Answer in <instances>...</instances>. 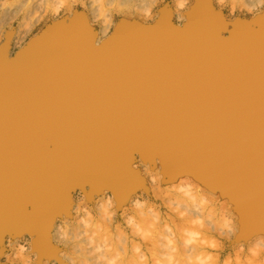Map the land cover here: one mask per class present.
<instances>
[{
  "label": "water",
  "instance_id": "obj_1",
  "mask_svg": "<svg viewBox=\"0 0 264 264\" xmlns=\"http://www.w3.org/2000/svg\"><path fill=\"white\" fill-rule=\"evenodd\" d=\"M220 21L211 0H196L182 27L164 8L149 29L126 23L98 46L84 18L57 22L26 50L38 49L46 62L59 56L52 88L39 97L47 114L36 124L24 120L30 117L14 76L0 71L9 76L0 86V121L14 120L0 136V245L16 229L47 232L71 190L87 183L91 192L101 185L119 199L142 186L131 167L136 153L163 157L168 176L195 164L237 195L264 190V101L254 89L238 97L264 63L256 56L264 55V15L256 27L237 22L224 36ZM231 53L245 54V63L223 57ZM13 176L23 179L9 182ZM253 210L244 233L264 227L253 217L264 201Z\"/></svg>",
  "mask_w": 264,
  "mask_h": 264
},
{
  "label": "rangeland",
  "instance_id": "obj_2",
  "mask_svg": "<svg viewBox=\"0 0 264 264\" xmlns=\"http://www.w3.org/2000/svg\"><path fill=\"white\" fill-rule=\"evenodd\" d=\"M27 1L28 0H0V6H2L3 4V6L0 7V12H1L0 20L4 19V23H2L3 20L1 22L2 23L1 25L3 26L0 25L1 26L0 44L4 41V39H6V36L10 37L9 54L11 56H14L16 53H18L21 50V48H24L38 35L40 36L45 35L48 29L51 27H54L57 22L64 21L65 23H69L70 19L74 17H82L86 20L91 30L95 33L94 36H95L96 45H99L101 44V42L106 41L109 38H112L115 31L119 29L121 25L126 24V23H136L141 26H145L146 30L147 28L149 29V26L159 21L161 17V10L164 8L172 12L173 21L177 25H179V27H181L185 24L187 14L189 15V12L192 10V7L195 5L196 0H185L186 3L182 2L185 5L184 8L180 7L182 3L179 4L178 0L176 1L175 0H62L63 2L61 0H60L61 2H59V0L58 1L57 0H46V1L36 0L34 1L33 0L34 2L32 1L33 4L30 7L26 5ZM57 2H59V4ZM10 4H13V5H10ZM252 4L254 5L251 6ZM258 4H259V1L254 2L251 0H211L212 7L218 13L221 19L220 21V23H222L220 24L221 25L220 26L221 35L222 36L228 35L229 31H231L234 28V24L237 22H241V23L248 22L252 24L251 26L256 27V22H255L256 18L260 15H264V6L257 7ZM6 7L8 8L7 11L5 10ZM99 9H101L102 15H99L100 13ZM249 9H252V11L250 12ZM103 11L104 12L106 11V12L104 13ZM107 12L110 14H108ZM4 13L9 14V16L6 15L7 19L4 18L3 16ZM105 14L109 15V16H106L107 19L106 18L104 19ZM28 16L30 17V20L31 19L33 20H31L30 24L28 23L29 25L26 24L27 26H29L28 27L29 29L25 30L23 26L27 27L25 23L27 22V20H29ZM108 17H110L112 20L109 19ZM5 20L7 23L5 22ZM106 20L108 21L111 20L112 24L109 22L110 27H109V30L107 28L108 32L106 31L105 34L106 33L107 34L105 35L104 33H102V30H105V28L108 27L107 25L106 27L104 26V24L107 23V22L106 23L104 22ZM32 21H33V24H31ZM19 29L21 30V33L18 34ZM22 29H24V31ZM17 42L18 43L21 42V43L18 44ZM135 156L136 158L133 160V162H131V167L135 171H137L142 186H140L139 188H135L131 190L130 192H127V194L124 195L122 199L117 198V196L115 195L112 189H108V188L105 189L104 187L99 188L93 192H91L92 190L88 186L85 190H81V189L73 190L71 192L72 209L69 213L65 214V216L63 215L57 218V220L55 221L54 231L58 232L57 230L60 225L68 226L72 230L74 229L73 231H75L78 228L77 221L79 219V217L77 216V210L82 207H87L89 211L91 212H94V213L98 212L102 208L103 201L105 197L107 196H112L114 201L117 204V210H118L117 220L122 219L119 213L125 210L126 208H128L130 201L135 200L137 196L145 197L150 202H154L156 205H160L161 207H163L164 204H167L170 208H175L177 205H179L180 206L179 211H187V212L189 211L188 217H190L191 216L190 214H192L195 219L197 215L192 212L194 211V208H192V205H191L192 202L184 198L185 195L183 196L184 191L182 190L185 188V186H187V182L185 181L187 179H184L186 175L185 174H170L168 176V174L163 170H161L159 174L151 173L150 171L157 170L155 164H151V165L146 164L144 160L142 161V158L139 157V155H135ZM163 172H165V174ZM152 174L158 180L153 181ZM190 182L194 184L193 181H190ZM181 183H182V188H181ZM192 183L191 184L189 183L188 185L191 186ZM183 184H186V185L184 186ZM195 186L197 185L195 184L193 186L195 188L194 190L195 191L197 190V193L202 194L203 191L201 190H203V188L200 186H197V189H196ZM178 188H180L181 190H179ZM206 192H208V190ZM219 195L220 194L217 193V198L215 202L216 207H218V212H220L223 209L225 210L229 209V211L231 212H228V216L232 215V218L235 220L237 226L241 225V222L243 220L241 216V212H239L238 209L236 210V208H233L231 206V203H234V201L232 200L231 202L230 200H228L227 194H225L226 197L223 195V193H221L220 196ZM140 206L142 205L138 204L136 206V209L139 212V214L145 217L146 219L155 221V219H153L154 216L153 217L151 216L152 218L150 217V215L153 214V212L154 214L155 213L158 214L157 218L159 217V213L155 210V208L147 206V205H143L140 208ZM149 209H150V212H149ZM151 210L153 212H151ZM148 214L150 215L148 216ZM175 215L176 213L173 214V219H175ZM203 215L206 216L205 213ZM215 215L217 216L215 217ZM206 217H204V219L206 222H208V219L210 218V216L207 217L208 219ZM220 217L221 215L214 214V217H211V218H213L215 222V220L217 221L218 220L217 218L220 219ZM239 217L241 218V220H239L240 219ZM238 220H239V223H237ZM130 222L133 227H136L137 219L135 216L130 217ZM219 222L221 221L219 220ZM217 224L218 223H216V225ZM214 229H212L213 231L208 233V235L215 236L217 240L222 241L224 245V254L232 251L236 247H239L241 243L248 245L249 242L254 243L259 237L260 238L264 237V233L258 236H254L255 235L254 232L244 233L242 232L241 226L239 227L240 230L238 229L237 233L234 232L233 234L231 233V235H229L230 231H227L226 227L224 226L220 229V225H217L216 226L217 232L216 230L214 231ZM219 231L221 232L219 233ZM227 233H228L229 238L227 237ZM34 239H35L34 235L27 233V232L21 233V234L18 233V235H15V236L7 235L3 244L0 245V250H1L0 264H53L52 261L48 260L49 258L40 257V254L38 253V251H36L35 248H33ZM56 239L57 238L54 239V236H53V240L55 241V243L58 241L56 244L60 243V245L63 246L61 247L58 244V246L62 248L61 250L62 252L60 251L61 257L64 258L68 262L69 257H65V256L67 254H68L67 256H72L73 253L70 252L69 248L66 247L63 242H61L59 239L57 240ZM20 245H24L28 249L27 252L21 254L22 257L24 254V258L22 260L16 259V255L19 252ZM64 253L65 255H63Z\"/></svg>",
  "mask_w": 264,
  "mask_h": 264
},
{
  "label": "clouds",
  "instance_id": "obj_3",
  "mask_svg": "<svg viewBox=\"0 0 264 264\" xmlns=\"http://www.w3.org/2000/svg\"><path fill=\"white\" fill-rule=\"evenodd\" d=\"M260 6L264 0H259ZM138 204L155 208L159 217L155 221L142 217L136 209ZM179 208L161 207L137 196L117 220V204L107 196L98 212L79 208L78 228L73 231L60 225L58 239L73 253L69 264H264V237L248 245L241 243L224 254L222 241L208 235L212 226L203 217L195 222L186 220L187 211ZM132 216L137 219L136 227L130 222ZM230 224L231 220L225 226L227 231L232 230ZM27 251L20 245L16 259L22 260L21 254Z\"/></svg>",
  "mask_w": 264,
  "mask_h": 264
},
{
  "label": "bare ground",
  "instance_id": "obj_4",
  "mask_svg": "<svg viewBox=\"0 0 264 264\" xmlns=\"http://www.w3.org/2000/svg\"><path fill=\"white\" fill-rule=\"evenodd\" d=\"M28 0L27 1V4L29 7L32 6L33 2L36 1L34 0ZM42 1V0H41ZM46 1V0H45ZM58 1V0H57ZM62 1V0H61ZM59 0V2H61ZM176 1V0H175ZM179 1V4H181L182 2H185V0H178ZM251 1H259V0H251ZM29 2V3H28ZM40 2V1H39ZM59 2H57L59 4ZM63 2V1H62ZM5 3V2H4ZM24 3V1H23ZM66 3V2H65ZM95 3V2H94ZM186 3V2H185ZM184 4V3H182ZM5 5V4H4ZM9 5V4H8ZM7 5V6H8ZM10 5H13V4H10ZM61 5V3H60ZM63 5V3H62ZM195 5H196V1H195ZM194 5V6H195ZM254 4H252L251 6H253ZM3 6V4H2ZM0 6V7H2ZM25 6V5H24ZM27 6V7H28ZM193 6V7H194ZM5 7V6H4ZM11 7V6H10ZM23 7V6H22ZM94 7V6H93ZM193 7H192V10L193 11ZM256 7V6H255ZM95 8V7H94ZM7 7H6V11H7ZM26 9V8H25ZM10 10V9H9ZM5 11V12H6ZM29 11V10H28ZM100 13L99 15H102L101 14V9H99ZM190 11V12H191ZM95 12V11H94ZM104 12V11H103ZM102 12V13H103ZM106 12V11H105ZM104 12V13H105ZM190 12H189V15L187 14V18H186V21L185 23L189 20V17H190ZM108 13V12H107ZM1 14V12H0ZM5 14V15H4ZM3 16L4 18H6V15L9 16V14L7 13H4ZM96 14V13H95ZM110 14V13H108ZM26 16V15H25ZM36 16V15H35ZM39 16V15H38ZM106 16H109V15H106L105 14V17L104 19L106 18ZM29 17V16H28ZM11 18V17H10ZM8 18V19H10ZM33 18V17H32ZM35 18V17H34ZM109 19H111L110 17H108ZM7 19V18H6ZM26 19V18H25ZM30 20V17L28 18ZM103 19V20H104ZM107 19V18H106ZM3 20V22H2ZM27 20V22L25 23L26 24H30L31 19L30 21ZM112 20V19H111ZM111 20H106L104 21L105 23H111ZM12 21V20H11ZM24 21V19H23ZM29 21V22H28ZM4 23V19H1L0 20V25L2 23ZM6 22V20H5ZM103 22V23H104ZM254 22V21H253ZM7 23V22H6ZM5 23V24H6ZM24 23V22H23ZM104 24V26L106 27V25L108 27L105 28V30H102V33L105 34V32L109 30V27H110V23L109 24ZM28 24V25H29ZM33 24V21L32 23ZM112 24V23H111ZM222 23H218V31L219 33L221 34V25ZM252 25V24H251ZM3 26V25H1ZM1 26H0V29H1ZM21 26V25H20ZM23 26V25H22ZM27 26V25H26ZM26 29H29L25 26H23ZM32 27V26H30ZM182 27V26H181ZM253 27V26H251ZM104 28V27H103ZM108 28V30H107ZM21 29V27H20ZM19 29V33H21V30ZM148 29V28H147ZM24 31V29H22ZM22 31V32H23ZM6 34V33H4ZM17 34V35H18ZM47 34V33H46ZM45 34V35H46ZM107 34V33H106ZM105 34V35H106ZM103 35V34H102ZM200 37L202 38V34L200 33L199 34ZM20 36V35H19ZM26 37V36H25ZM19 39V37H18ZM21 39V37H20ZM94 39V44H95V37L93 38ZM106 40V39H105ZM1 42V41H0ZM18 43V42H17ZM21 43V42H19ZM18 43V44H19ZM31 43V42H30ZM29 43V44H30ZM102 43V42H101ZM10 37L9 36H6V39H4V41L0 44V71L1 70H7L12 76H14V84H16V86L18 87V91H19V103L20 105L22 104V102H24V112H28L27 114L29 115V119L28 118H24V120H32V122L34 124L37 123V121L42 117V114H47V109H44V105H43V100L42 98H39L40 96H42V90L47 86L49 88H52V84H50L53 80H54V77L50 76L52 73V70H54V67H55V64L58 65L59 63V56H51L49 57L46 61H41V58L43 57V55H41L40 51L38 49H34L32 51H26L29 44H27L24 48H21V50L16 53L14 56H11L9 54V50H10ZM96 45V44H95ZM100 45V44H99ZM98 46V45H97ZM14 47V46H13ZM16 47V46H15ZM19 53H24L23 56L15 59V60H12L14 59ZM12 54V53H11ZM216 56H221L220 54H215ZM71 55H69V58H70ZM258 57H261L264 58V55H256ZM223 57H235L233 59H230V61H233V60H240L242 63H245L246 59V56L245 54L240 56V57H237V54L236 53H231V54H228V55H224ZM78 58V57H76ZM259 59V58H258ZM69 61V60H68ZM85 61V60H84ZM30 63H32L30 65ZM54 64L53 68L51 69V66L52 64ZM240 63V62H239ZM241 64V63H240ZM14 66H17L14 68ZM81 67H83V64H81ZM260 69H257L255 70V73H253V75L249 76L250 74V71L248 69H244L246 72L248 71V75L249 77H247L244 81L246 82H249L246 86H244L240 91H238V97H241V96H244V93H246L248 90H255L254 92H258L260 93L259 95V98H263V101H264V63H260L259 66H258ZM218 73V72H217ZM216 73V74H217ZM219 76V74H217ZM4 80L5 82L4 83H1L0 82V86L3 87V85H5L7 83V81L9 80V76L7 75V73H3L2 77L0 78V81ZM50 80V82H48ZM248 85H251V86H248ZM8 92V91H7ZM0 102H1V99H0ZM17 108V102L15 103V106L12 108L15 109ZM46 108V107H45ZM19 112V110L17 111ZM23 112V111H22ZM261 112H264V111H261ZM14 121V120H13ZM13 121H10L9 122V118L6 119L5 121H0V136H3V134L5 135V132H7L10 128L13 127ZM9 122V124H8ZM19 122V121H18ZM20 122L22 123V117H20ZM7 136V135H5ZM21 142H24V138H21ZM261 144V143H260ZM171 149V148H170ZM262 149H264V144H263V147ZM135 155H139V157L142 158V161L144 160L146 164H155L157 170L156 171H150L151 173H160L161 170L163 171H167L165 170L166 168V165H165V160L163 157L159 156V155H153V156H145V155H142V154H139V153H136ZM24 159V157H22ZM13 159H14V156H13ZM1 161H4L3 159H1ZM181 162V161H179ZM144 163V164H145ZM181 164H185V163H181ZM150 167V166H149ZM191 167H195V168H192L190 169ZM185 168V169H183ZM155 170V169H154ZM176 172H173L171 174H185L186 177L184 179H187L185 180L187 182V186H185L186 184H183L185 186V188L182 190L184 191L183 193V196L184 198H186L187 200H189L192 205V208H194V211H192L194 214H196L199 217H202L204 216L203 214L205 213L207 217L210 216L211 217H214V214H218V215H221L220 219L217 218L218 222L215 220L216 223H218L217 225H220V229L224 226L227 225L228 221L231 220V224H230V227H231V231L229 233V235H231V233L233 234L234 232L237 233L239 227L241 226V228L243 229V226H244V221H248V220H252L251 222L253 223V219L252 218H249V213H250V209L252 208V211L253 210V203L255 205H258V204H261L263 203L264 201V190H260L258 191V193L256 194L255 197H246V195L243 193V194H235L233 191L231 192L230 189H228V186H226V183L225 181L223 182V179H219L215 176H213L212 174L208 175L207 173V170L203 169L202 167L200 166H196L195 164H185V167H180V168H175ZM173 171V170H172ZM165 172H163L165 174ZM152 178H153V181L155 180H158L153 174H152ZM227 179V177H225ZM23 178L22 177H16V176H13L9 182H13V181H16L18 183H20V181L22 180ZM140 179V178H139ZM191 184L192 182L190 181H193L194 184L192 183V185H188L189 183ZM228 181V179H227ZM155 184V183H154ZM197 185V186H200L203 188V191L202 194H199L197 193V190L195 191L194 189V185ZM87 186L91 189L92 188V185L90 183H87L85 185V189L87 188ZM197 186L196 189H197ZM103 186L99 185L98 188H95L93 191L99 189V188H102ZM180 187V185H179ZM88 188V189H89ZM106 189V187H104ZM181 188H182V183H181ZM109 189V188H108ZM179 190H181L180 188H178ZM133 190V189H132ZM205 190V191H204ZM208 190V192H206ZM248 192H250V189L247 188L246 189ZM73 190H71L72 192ZM89 192V191H88ZM199 192V191H198ZM181 193V192H180ZM208 193V194H207ZM217 193L221 195V193H223V195L226 197L225 194H227V198L228 200H230L232 202V200L234 201V203H231V206L233 208H236V210L238 209L239 212H241V216H242V222H241V225H238L236 224L235 220L232 218V215L228 216V212H231L229 211V209H223L221 210L220 212H218V207H216V198H217ZM89 194V193H88ZM126 195V194H125ZM181 195V194H180ZM219 195V196H220ZM238 197H237V196ZM240 196V197H239ZM220 200V199H219ZM184 201V200H183ZM247 202H252V207L249 206L247 204ZM72 197H71V193H70V196H69V202L67 203L66 205V209H64V211H62L59 215H57L56 217H54V219L52 220V222L50 223L49 225V230H47V232L45 233H42V234H39L37 235L36 233H32V232H29V231H26V230H14L8 234H5V237H4V240L3 242L5 241V238L7 235H18L21 234V233H30V234H33L34 235V247L36 251H38V253L40 254V257L44 258V257H47L49 258L48 260L49 261H52L53 264H69L68 262L70 261V259L72 258V256H65V257H69V261L67 262L64 258L61 257V254H60V251L62 250L60 243H58L60 246H58V244L55 243V241L53 240V236H54V239L57 238L58 239V232L54 231L55 230V221L57 220V218L59 216H65V214L69 213L72 209ZM143 206V205H142ZM140 206V208L142 207ZM186 206V205H185ZM103 207V205H102ZM139 207V206H138ZM145 207V206H144ZM189 207V206H188ZM189 209V208H188ZM139 210V209H138ZM153 210V209H152ZM151 210V212H153ZM193 210V209H191ZM148 212V211H147ZM149 212H150V209H149ZM189 214V211L187 212ZM191 213V211H190ZM154 214V212H153ZM153 214H148V216L150 215V217L154 216L153 219H157V213H155L154 215ZM191 216L188 217L187 216V220L189 221H193L195 222V220L197 219V216L196 218L194 219V216L192 214H190ZM213 215V216H212ZM204 216V217H206ZM217 215H215L216 217ZM254 216H257V220L259 222H263L264 221V211L262 212H257L255 210L254 212ZM143 217V216H142ZM151 217V218H152ZM203 217V218H204ZM206 217V218H207ZM248 217V218H247ZM148 218V217H147ZM209 218V219H210ZM240 218V217H239ZM246 218V219H245ZM208 219V218H207ZM208 219V222L207 225H211L212 226V229H214V231L216 230V223L214 222V219L211 218L210 220ZM216 219V218H215ZM256 219V217H255ZM219 220L221 222H219ZM241 220V218L239 219ZM239 220L237 223H239ZM152 221V220H151ZM210 221V222H209ZM215 224H214V223ZM223 224V226H222ZM78 226V225H77ZM219 227V226H218ZM217 227V228H218ZM57 229V228H56ZM219 229V228H218ZM262 230H257V228L255 229H252V230H249V232L247 233H252L254 232V236H258L260 234H263L264 233V227L261 228ZM74 230V229H73ZM224 230V228H223ZM240 230V229H239ZM58 231V230H57ZM213 231V230H212ZM211 231V232H212ZM217 232V230H216ZM221 231H219L220 233ZM225 232V231H224ZM227 232V231H226ZM218 233V234H219ZM225 235V234H224ZM212 236V235H211ZM17 237V236H16ZM15 237V238H16ZM225 237V236H224ZM227 237H228V233H227ZM229 238V237H228ZM258 238V237H257ZM260 238V237H259ZM18 239V238H17ZM56 239V240H57ZM257 241V240H256ZM60 242V241H59ZM62 242V241H61ZM64 243V242H63ZM3 244V243H2ZM1 244V245H2ZM65 244V243H64ZM236 247V246H235ZM3 248V247H2ZM62 252V251H61ZM37 255V254H36ZM65 255V253L63 254ZM71 257V258H70ZM23 258H24V254H23ZM39 258V257H38ZM40 259V258H39ZM46 259V258H45ZM52 259V260H51ZM26 260V259H25ZM24 260V261H25ZM41 260V259H40ZM45 261V260H44ZM27 262V261H26Z\"/></svg>",
  "mask_w": 264,
  "mask_h": 264
}]
</instances>
